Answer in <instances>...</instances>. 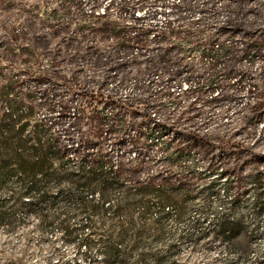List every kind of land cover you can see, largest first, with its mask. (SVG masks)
<instances>
[{"label":"rangeland","instance_id":"1","mask_svg":"<svg viewBox=\"0 0 264 264\" xmlns=\"http://www.w3.org/2000/svg\"><path fill=\"white\" fill-rule=\"evenodd\" d=\"M121 1L84 0L82 11L77 0H0V166L31 170L35 161H43L42 150L56 151L54 158L49 155L43 161L44 172L59 170L45 183L48 193L54 194L74 187L68 174L76 172L80 155L97 152L120 168L130 169L141 164L138 159H128L138 150L147 151L151 166L164 155L163 150L171 154V149L182 148V156L173 154L168 164L158 162L160 170L175 178L171 183L176 192L170 193L165 208L172 212L171 217L163 231H154L142 240L151 241L153 249L180 243L175 264H264V0H184L185 7H195L186 9L196 11L187 12L184 20L190 22L199 40L211 35L213 28L205 27L214 21L228 20L232 26L235 47L220 44L217 52V69L230 71L225 76H210L200 65L205 99L212 94L207 87L213 81L234 92L213 102L192 92L177 96L190 86L185 81L181 87L170 85L176 101L171 100V93L159 97L152 77L129 74L134 51L120 44V30L137 21L118 18ZM124 1L130 5L146 0ZM202 2L208 4L200 10ZM103 10L106 14L100 17ZM213 12L215 19L204 14ZM105 23L112 30L99 29ZM147 23L150 21H139L141 26ZM253 36L261 37L259 43L250 42ZM244 37L250 44L240 53ZM170 43L176 46V39ZM200 50L201 46L184 44L179 53L172 49L158 58L174 61L181 56L197 63ZM102 81L105 95L114 94L121 101L132 97L131 105H147L150 114L164 115L169 122L179 117L180 126L174 133L155 131L140 111L130 110L132 106L93 97L90 91ZM77 87L87 88L86 106L75 96ZM256 101L260 106L251 107V113L244 108ZM188 103L195 110L181 115ZM78 106H85L83 115L72 119ZM243 114L250 116L246 119ZM188 128L195 129L199 138L189 142L190 137L183 133ZM174 134L178 140L171 142ZM70 145L71 151L65 154L62 148ZM220 173L224 174L218 179ZM146 176L142 172L135 179ZM42 177L43 173L35 174L37 179ZM25 182L15 173L0 171V264H108L94 248L85 253L59 231L66 225L86 233L89 224L72 203L66 212V205L58 200L33 212L21 206L28 200L19 196ZM212 182L215 186L210 192L207 186ZM34 185L27 182V186ZM232 199L236 206L228 212L234 221L229 237L212 232L179 241L178 235L193 219L201 218L208 227L209 220L225 211ZM199 211H205L204 219ZM92 220L102 226L99 218ZM110 224L106 222L104 227Z\"/></svg>","mask_w":264,"mask_h":264},{"label":"trees","instance_id":"2","mask_svg":"<svg viewBox=\"0 0 264 264\" xmlns=\"http://www.w3.org/2000/svg\"><path fill=\"white\" fill-rule=\"evenodd\" d=\"M149 1V3L147 0L131 2L129 3L130 5H126L128 3L122 0L120 3L121 8L118 9V18H130L132 21H137L132 26L123 27L120 30L122 33L120 35V44L129 51H134L129 74H141L142 77H152L155 85L158 86L159 97H170L173 94L170 90V85L176 84L181 87L182 81L191 83L189 87L187 86L185 89L180 90L177 96L180 94L187 95L192 92L196 97L207 102L222 101V99H226L225 97L233 96L234 92L231 87H224L223 84L221 87L219 81H213L207 87V91L212 92V94L205 99L201 86L204 76L199 71L202 65L205 66L203 68L208 69L206 74H210V76H218L219 74L225 76L230 71L229 68H227V71L224 68L221 72L217 69V65H220V62L217 61V52L220 50V44L225 45V43H228V47L230 45L231 48L235 47L234 44H231L232 34L230 32H232V26L228 23V20L222 23L214 21L211 25H207L205 28H213V32L202 41L197 38L196 32L190 29L193 27L190 22L184 20V15L188 12L186 9H192L194 6L186 3L188 7H185L184 0ZM77 2L81 4L83 11L84 0H77ZM235 2L237 3V1ZM207 4V2H202L200 10L205 9L204 6L206 7ZM138 9L141 10L140 13H137ZM194 9L188 13L192 14L196 11ZM104 14H106V11L103 10L100 17H104ZM204 14L211 17V19H215L214 12L213 15ZM139 21H150V23L141 26ZM112 28L108 23L99 27V29L105 30H112ZM115 31L119 32L116 29ZM172 38L176 39V46L174 47L170 43ZM252 40L259 43L261 37L253 36L250 39L251 43L253 42ZM184 44L192 47L201 46L197 63L191 58L181 56L175 57L176 60L174 61L158 58L160 55H169L172 49L179 53ZM248 44L250 43H247L244 37L243 44L241 42L240 53L246 50ZM151 45L153 48L148 49V46L151 47ZM104 85L105 81H102L96 89L90 91L92 96H100L108 103L115 104V102H119L124 107L132 106L130 110H133V112L140 111L142 119L150 126H153L155 131L168 129L174 133L173 130L180 126L179 117L175 121L169 122L164 115L155 117V115L150 114L147 105L142 107L131 105L130 103H133L134 100L132 97L121 101L114 94L105 95L102 90ZM86 94L87 88H76L75 96L78 100H84L85 106L88 102ZM170 98L172 101H176L175 94ZM259 106L260 102L256 101L253 105H246L244 108L246 107L251 113V107ZM84 107L79 108L78 106L77 110L74 109L72 119H79L83 115ZM158 108L163 111L162 106ZM194 110L195 105L188 103L181 115ZM243 115L246 119H248L247 116H250V114ZM183 133L190 137L187 139L189 142L199 138L197 131L193 128L183 129ZM176 136L174 134L171 142L178 140ZM75 145L77 146V144ZM70 148L72 149L71 145L70 147L62 148V150L67 154L71 151ZM166 149L170 150L171 148L166 147ZM171 150V154H165V150H163L164 155L151 166L147 151L142 153L138 150L128 159L133 161L138 159L141 164H137L130 169L120 168L119 165L97 152L93 155H80L76 172L68 174L70 176L69 182L75 188L73 187L70 190L59 189L54 194L48 193L45 183H48L49 176H53L59 170L51 168L49 172H44L43 161L47 157L49 158V155H51L50 158H54L56 151L51 152L48 150L46 152L42 150L43 161H35L32 164V171L22 167H10L9 165L0 166V171L6 175L15 173L18 175L19 180L26 181L21 188L19 196L28 198L27 201L21 204L28 211L33 212L40 205L48 202L53 205L54 201L58 200V203L66 205L63 208L64 212H66L67 207L72 203L73 207H75V212L77 211L76 213L84 215L86 223L89 224L86 227V233L80 232L82 228L76 230L66 225L61 227L59 231L65 235V239L68 242L75 241V246L79 249L83 248V252L86 253V251L94 248L101 255L102 260L108 264H175L181 250L180 243L166 244L160 249H153L151 241L142 240L144 237H150L154 231H163L164 223L171 217L172 212L165 210V208L171 200L170 193L176 192L175 187H172L171 183L175 178H171L168 175L169 173L158 168V162L160 165L161 163L168 164V160L173 154H175V158L182 156L180 155L183 153L181 151L183 150L182 148ZM30 155L33 156L35 154ZM133 161H129V163ZM34 168L37 169L34 170ZM142 172L147 173L145 179L136 180L135 176ZM42 173L44 177L35 178V174ZM222 174L224 173H220L218 179L222 178ZM27 182L35 183V185L27 186ZM225 183L228 185L227 180H225ZM214 186V182L210 183L207 186V190L213 191ZM224 189L227 192L229 187L226 186ZM96 193L97 197L95 196ZM148 197H153L155 201L152 202ZM235 206V202L232 199L225 211L209 220L208 227L203 226L201 218L193 219L190 225L178 235L179 241H190L194 237H204L212 232L215 235L223 234L229 237L234 221L229 218L230 214L228 212ZM204 212H198L199 215H202V218L206 215ZM94 217L99 218L102 226L93 224L92 219ZM106 222L111 223L107 228L104 227Z\"/></svg>","mask_w":264,"mask_h":264}]
</instances>
